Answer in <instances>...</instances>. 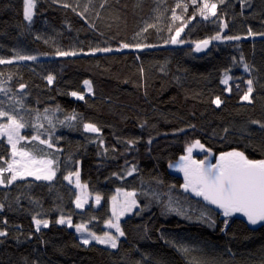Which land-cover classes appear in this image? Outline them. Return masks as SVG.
Segmentation results:
<instances>
[{
  "label": "trees",
  "instance_id": "1",
  "mask_svg": "<svg viewBox=\"0 0 264 264\" xmlns=\"http://www.w3.org/2000/svg\"><path fill=\"white\" fill-rule=\"evenodd\" d=\"M204 2L36 0L29 22L23 0H0V111L24 124L22 147L57 160L51 181L28 176L0 185V231L7 233L0 264H264V223L224 217L185 192L171 169L197 140L210 150L193 147L200 158L236 150L264 159V0H208L217 15L207 19ZM181 27V42L172 43ZM217 34L211 49L195 50ZM103 48L111 51H97ZM249 80L250 102L242 99ZM88 123L100 131H85ZM62 133L77 140L60 148ZM12 152L1 136L0 168ZM78 170L101 204L76 207L80 190L64 177ZM4 173L7 181L11 173ZM120 189L134 190L138 206L121 220L117 247L84 244L75 226L112 231L107 222ZM169 202L179 213L167 210ZM62 216L73 226L56 223ZM34 217L49 226L37 231Z\"/></svg>",
  "mask_w": 264,
  "mask_h": 264
},
{
  "label": "snow or ice",
  "instance_id": "2",
  "mask_svg": "<svg viewBox=\"0 0 264 264\" xmlns=\"http://www.w3.org/2000/svg\"><path fill=\"white\" fill-rule=\"evenodd\" d=\"M196 0H193L195 3ZM225 0H220V3H224ZM242 2H246V0H242ZM24 9L23 16L26 21H31L34 15V9L36 7V0H23ZM67 7V5H65ZM179 7V5H178ZM200 14L204 16L205 19L208 18V15L216 16L217 15V4L216 3H208V0H205L203 7L200 8ZM174 19H180L174 15ZM223 27H227L226 24H223ZM183 31V27L177 29L176 35L172 37V43H179L177 37H179L180 33ZM249 35H254L249 29ZM260 35H264V33H260ZM212 40H219L221 36L217 34L211 38ZM224 39L228 40H239V36H228L224 37ZM210 43L209 40H204L196 44L195 50L197 52L202 51L204 48L208 46ZM122 47H129V45L125 44ZM97 51H111L109 48L97 49ZM59 55L68 56V55H76L75 52H59ZM18 59L25 60H34L36 57L34 56H22L18 55ZM9 63L11 61H8ZM5 63L3 59H0V64ZM248 70V66L245 65V71ZM48 82L52 83L53 77H47ZM230 77H227L221 81L222 84L227 85ZM86 85L89 86V90H91L90 82L85 81ZM248 89L242 99L250 102L251 93L253 92L252 81L248 82ZM24 85H21L23 88ZM230 91V89H228ZM72 96L77 99H83L82 95H79L77 92H72ZM217 107L222 104V100L220 97H216L213 101ZM8 116L9 123L0 124V135H7L8 142L12 145V155L13 157L20 155L21 158L34 159L30 156L28 152L16 150V141H14V136L18 139H23V137H19V129L24 127V124L18 122L14 117L9 116L7 112L0 111V117ZM69 119H75L74 116L69 117ZM253 123H259L258 121H254ZM261 128H264V124L260 125ZM84 130L87 132H99L100 129L97 128L94 124L88 123L84 125ZM181 131H183L181 129ZM33 139L40 140L41 144H47L48 147H52V144L48 140H41L39 136L33 137ZM151 143V140H149ZM193 147H199L201 150L204 149V145L200 143L199 140L195 141L193 145L186 148L187 156H181L180 160L183 162L178 165L180 171L184 173V183L181 186L185 192H191L196 197L202 198L210 205H214L217 209H220L222 215L224 217H230L236 213H240L243 216L247 217V221L256 225L258 223H264V159H249L248 156L245 155L242 151H230L221 153L219 158L217 159V163L215 165L205 164V161H197L192 158V150ZM210 151V150H205ZM16 160H13L12 163L8 164L6 169L0 168V185L7 183L8 185L12 184L17 179H23L27 176H34L37 180H47L51 181L55 177V171L53 170L52 161H41L40 163L44 165L43 167L37 170L29 169L27 164H22L20 167H17ZM134 170V169H133ZM4 172H10V177L5 178L3 176ZM73 173H69L68 176L64 178L71 182V176ZM76 176V184L77 187H81L79 182V172L74 173ZM131 175V172H129ZM126 197L130 198L129 202H126L125 207L123 208L121 215L125 211H131L133 207H137V201L133 198L135 197L134 192L125 193ZM115 200V197H113ZM100 197H96V202L99 203ZM86 201H82L80 197H77L76 207H83V203ZM3 209V205H0V210ZM168 211H176L179 213V210L173 208L171 206V202H169V206L167 208ZM211 211L210 209L208 210ZM113 215L117 217V221L119 220V215H117L116 208L113 207ZM186 215V214H185ZM205 213H201V219L205 218ZM186 218L191 219V217L186 216ZM36 224V230H40V226L47 228L49 226V222L47 220H41L33 218ZM209 226H214L215 221L211 220V217L208 218ZM6 222V221H5ZM58 224H65L69 227H72L71 218L65 219L63 216L56 221ZM227 220L224 221L225 227L227 226ZM108 227L115 228L116 232L119 233L120 236L124 235V232L121 230L119 223H112L111 221L107 222ZM77 232L87 231L86 226L83 224L76 225ZM224 229H221L223 231ZM7 233L5 231H0V236H6ZM91 239L95 240L101 244H108L112 248L117 247L118 237L111 235L110 233L105 232L103 236H98L95 233H89ZM84 244L90 243L89 239L83 240Z\"/></svg>",
  "mask_w": 264,
  "mask_h": 264
},
{
  "label": "rangeland",
  "instance_id": "3",
  "mask_svg": "<svg viewBox=\"0 0 264 264\" xmlns=\"http://www.w3.org/2000/svg\"><path fill=\"white\" fill-rule=\"evenodd\" d=\"M206 39H208V38H206ZM1 91L2 92L3 91H6V89H0V92ZM3 117H0V122L3 120ZM5 123L7 124L6 121H5ZM1 136H4V135H0V137ZM19 137H23L20 129H19ZM59 137L61 138V142L59 144V147L60 148H62L65 145L71 144V143H73V142H75L77 140V138H75V137H73V136H71V135H69L67 133H62V134L59 135ZM14 141H16V150H17V152H20V151L28 152L30 154V156L32 158H34V159L21 158L20 155H17V156H15V157L12 158V160H11L10 163H12L13 160H16L17 162H19L17 164V167H20L22 164H27L28 167H29V169H31V170H37V169H39V168H41V167L44 166V165H42L40 163L41 161H52L53 163H52V166L51 167L55 171V175L57 174V168H56V162H57V160H56V158L50 157V156H41V155L35 154L34 152H32L30 150L25 149L24 147L21 146L22 139H18L15 136H14ZM192 151H194V149ZM194 152L196 154V153L200 152V150L198 149V150H196ZM201 154H203V158L204 159H209V158L216 159L218 157V156L216 157L214 154H208V155H205V156H204V153H201ZM136 168H137V165H131L130 168H129V172L133 173L136 170ZM76 172H72L73 175L71 176V182L73 184H75V186L77 187V184H76V176L74 175V173H76ZM78 172H79V182H80V185H81V187H77V189L79 188V190H80L79 197L81 198L82 201H86L85 203H83V206L89 204V202H91V201L97 203L96 202V197L97 196L100 197V201L97 204L98 205L101 204L103 198L100 195L93 194V193H91L89 191L87 184L85 182H83L82 179H81V174H80V171L79 170H78ZM4 174L5 173H3V176L5 178V175ZM25 177H28V176L26 175ZM31 177H34V176H31ZM130 192H134L135 193V197H133V198L137 201L136 192L134 190L120 189V190H118V192L114 196L115 197V200H113V203H112V211H113V207H115L116 208L117 215H119V220L117 221V217L114 216L115 218L113 220H111V222L112 223H117L118 222L119 225H120L121 230H122L121 220L123 218H125L126 216H128L129 214H131L137 208V207H133L131 211H125V212H123L122 215L120 214L122 212L123 208L125 207L126 202H129L130 201V198L129 197H126L125 196V193H130ZM137 205H138V201H137ZM111 229H112V231H109L108 233H110L113 236L118 237L119 233L116 232L115 228H111ZM89 233H92V232L90 230H88V229H87V231L79 232L80 237H81L82 240L89 239L90 242L91 241H95V240L91 239ZM98 236H103V235H98Z\"/></svg>",
  "mask_w": 264,
  "mask_h": 264
},
{
  "label": "water",
  "instance_id": "4",
  "mask_svg": "<svg viewBox=\"0 0 264 264\" xmlns=\"http://www.w3.org/2000/svg\"><path fill=\"white\" fill-rule=\"evenodd\" d=\"M206 40V39H205ZM207 40H209L210 41V43L208 44V46L206 47V48H204L201 52H206V51H208L209 49H211L212 48V46H213V41H212V39H207ZM204 41V40H203ZM195 48H196V46H195ZM25 87H23L22 89H24ZM188 155V153H186V154H184V155H182V156H187ZM192 158L194 159V160H197V161H205V164L207 165V164H211V165H215L216 163H217V159L219 158V156L220 155H218V157L216 158V159H211V158H209V159H204V158H200L199 156H197L196 154H195V152L194 151H192ZM246 155V154H245ZM247 156V155H246ZM181 157V156H180ZM180 157L174 162V163H172V165H171V169H172V171H174L176 174H178L179 176H181L182 178H183V180H184V173L182 172V171H180L179 170V168H178V165L179 164H181V163H183L181 160H180ZM249 158V157H248ZM249 159H251V158H249ZM191 193V192H190ZM192 194V193H191ZM193 196H195L194 194H192ZM198 198H200V197H198ZM202 199V198H201ZM204 201V200H203ZM204 202H206V201H204ZM207 203V202H206ZM210 205V204H209ZM211 206H213V207H215L214 205H211ZM216 208V207H215ZM220 210V209H219ZM232 216H240V217H242V218H244V219H246L247 220V217H245V216H243L242 214H240V213H236V214H234V215H232ZM263 223H258V224H256V225H254V226H259V225H262ZM252 225V224H251Z\"/></svg>",
  "mask_w": 264,
  "mask_h": 264
},
{
  "label": "clouds",
  "instance_id": "5",
  "mask_svg": "<svg viewBox=\"0 0 264 264\" xmlns=\"http://www.w3.org/2000/svg\"><path fill=\"white\" fill-rule=\"evenodd\" d=\"M198 156V155H197Z\"/></svg>",
  "mask_w": 264,
  "mask_h": 264
}]
</instances>
